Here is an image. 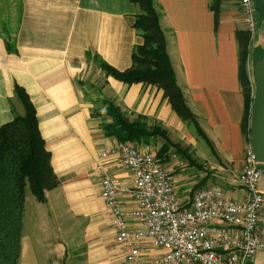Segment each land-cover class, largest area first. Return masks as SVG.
<instances>
[{
  "label": "crops",
  "instance_id": "crops-1",
  "mask_svg": "<svg viewBox=\"0 0 264 264\" xmlns=\"http://www.w3.org/2000/svg\"><path fill=\"white\" fill-rule=\"evenodd\" d=\"M4 2L14 4V11L0 12V125L13 117L9 99L16 81L35 105L58 178L57 185L46 190L45 201L26 188L18 264H41L35 247L38 239L45 247L44 264H56L55 258H62L64 264H70L68 260L77 264H151L152 255L147 253L140 260L126 259L114 238L111 207L101 195L104 169L126 186L132 185L131 173L116 157L103 164L98 157L99 150L120 142L103 133L101 123L109 117L93 112L101 105V97L113 99L131 117L142 114L149 124L159 123L185 150L186 155L179 153L180 161L175 151L162 161L172 172L181 206L188 207L194 190L208 185L219 186L225 197L246 196L238 181V172L249 161L246 151L251 148L241 123L244 96L238 76L236 30L246 28L238 0H221L216 25L210 0H156L177 82L208 142L177 114L162 87L119 80L105 74L87 56V51L97 54L118 69L131 64L134 46L143 41L133 25L140 11L138 3L0 0V5ZM253 3L256 31L249 35L247 70L254 95L253 50L264 48V0ZM7 33L14 39L13 50L7 48ZM17 110L22 112L20 105ZM250 123L251 116L249 128ZM148 145L152 144L140 146ZM202 161L212 165L206 168ZM260 163L259 185L264 191V162ZM193 170L197 174H191ZM120 200L125 209L134 204L129 194H122ZM27 224L38 237L26 231ZM55 226L60 227L57 235L61 238L42 236L48 230L56 232ZM259 231L263 245L245 264H264V205Z\"/></svg>",
  "mask_w": 264,
  "mask_h": 264
},
{
  "label": "built area",
  "instance_id": "built-area-1",
  "mask_svg": "<svg viewBox=\"0 0 264 264\" xmlns=\"http://www.w3.org/2000/svg\"><path fill=\"white\" fill-rule=\"evenodd\" d=\"M244 27L254 34L256 14L253 0H238ZM249 161L238 172L245 188L243 199L225 197L219 186L194 190L188 207L181 206L172 172L153 149L120 141L99 150L103 160L114 156L132 175L131 187L115 174L103 170L100 191L111 207L115 240L127 260L152 255L151 264H245L263 245L259 218L264 191L259 179L262 169L247 151ZM129 194L134 204L122 206L120 197Z\"/></svg>",
  "mask_w": 264,
  "mask_h": 264
},
{
  "label": "trees",
  "instance_id": "trees-1",
  "mask_svg": "<svg viewBox=\"0 0 264 264\" xmlns=\"http://www.w3.org/2000/svg\"><path fill=\"white\" fill-rule=\"evenodd\" d=\"M131 1L140 6L133 25L143 37V41L136 44L132 50L131 64L124 69H118L97 54L91 55L87 51V56L92 57L105 74L119 80L128 83L145 81L162 87L177 114L192 124L196 132L208 142L177 82L167 51L165 34L160 24L161 11L156 0ZM220 4L221 0H210L209 6L214 12L215 25L218 22ZM10 35L7 33L5 41L7 48L13 50L14 39ZM249 35L250 31L247 29L236 30L239 45L238 76L244 96L241 123L247 140L250 139L249 119L254 99L247 70ZM254 48L255 60L264 53V48L258 46ZM9 102L13 117L0 125V264H18L26 188L29 187L36 199L45 201L46 190L58 183L57 175L50 163V152L45 147V139L38 126L35 105L24 86L16 81ZM100 103L101 105L93 112L109 117V120L101 123L105 135L114 136L122 142L133 141L140 145L152 144L160 137L156 155L161 161L166 160L172 151L186 155L185 150L169 137L167 130L159 123L149 124L142 114L131 118L111 98L101 97ZM18 105L21 106L22 112L17 110Z\"/></svg>",
  "mask_w": 264,
  "mask_h": 264
},
{
  "label": "water",
  "instance_id": "water-1",
  "mask_svg": "<svg viewBox=\"0 0 264 264\" xmlns=\"http://www.w3.org/2000/svg\"><path fill=\"white\" fill-rule=\"evenodd\" d=\"M253 76L255 94L251 109L249 138L254 159L264 162V53L254 61Z\"/></svg>",
  "mask_w": 264,
  "mask_h": 264
},
{
  "label": "rangeland",
  "instance_id": "rangeland-1",
  "mask_svg": "<svg viewBox=\"0 0 264 264\" xmlns=\"http://www.w3.org/2000/svg\"><path fill=\"white\" fill-rule=\"evenodd\" d=\"M9 6V7H8ZM10 8H12L11 9V11H14V4H10L9 3V5H6V2H4V4L2 5H0V12L1 11H3V13H8L9 11H10ZM2 14V13H1ZM131 117V116H130ZM134 117V116H133ZM133 117H131V118H133ZM160 140H161V138L159 137V138H156L155 139V141H154V144L152 143V145H148V146H146L147 147V149H155V146L153 147V145H158L159 144V142H160ZM138 145V144H137ZM140 145V144H139ZM145 146V145H144ZM146 147H144V148H146ZM176 156H177V158H178V160L180 161V159H181V156L182 155H180L179 154V152H176ZM203 163V166H205L206 168L208 167H210L212 164L210 163V162H208V161H202ZM192 173H195V174H197V172L195 171V170H193L192 172H191V174ZM193 179L194 180H199V177H197V176H193ZM195 184V183H194ZM27 190H28V193L29 194H32L31 193V191H30V189H29V187H27ZM26 231H29L32 235H33V237H36L37 236V234L35 235L34 234V232H32L31 231V229L29 228V226H28V224L26 225ZM55 228V231L56 232H54V231H46V233H43L42 234V236H45V237H48V236H50V235H52V236H54L55 238H61L59 235H57L58 234V230L60 229V227H58V226H55L54 227ZM77 235V236H76ZM38 237V236H37ZM44 237V238H45ZM75 237L77 238L78 237V234H75ZM76 244H77V242H76ZM80 245V243L77 245V248H78V246ZM74 246H76V245H74ZM35 247H36V249H37V252H38V255H39V260H40V262H41V264H44V252H45V247H44V243L40 240V239H38V240H36L35 241ZM70 248H73V246H70ZM69 256H72V253H70V254H68V256L67 257H69ZM62 259V258H61ZM61 259L60 258H55V261H56V264H64L63 263V261H61ZM69 262H70V264H77V262H74L73 260H68Z\"/></svg>",
  "mask_w": 264,
  "mask_h": 264
}]
</instances>
